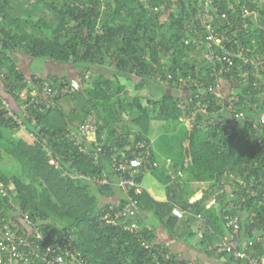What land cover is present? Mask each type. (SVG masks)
I'll list each match as a JSON object with an SVG mask.
<instances>
[{
  "label": "trees",
  "instance_id": "1",
  "mask_svg": "<svg viewBox=\"0 0 264 264\" xmlns=\"http://www.w3.org/2000/svg\"><path fill=\"white\" fill-rule=\"evenodd\" d=\"M204 9L205 0H0V164L20 167L17 175L0 166V227L20 210L45 221L46 240L71 235L62 241L74 255L65 264H200L172 251L157 224L200 248L206 262L248 264L208 246L230 231L227 216H238L244 237L264 229V71H250L264 55V0H212L208 17ZM223 45L247 63L233 56L228 64ZM21 56L62 63L67 72L28 75ZM217 77L231 83L223 108L211 88ZM122 78L156 92L132 95ZM203 103L206 115L196 110ZM86 123L91 141L79 128ZM167 123L175 135L162 131ZM154 146L172 161L165 200L79 177L114 181L117 160L138 151L153 171ZM194 182L209 185L191 200ZM126 205L134 214L116 215ZM174 206L183 217L172 215ZM249 248L264 255L262 242Z\"/></svg>",
  "mask_w": 264,
  "mask_h": 264
},
{
  "label": "built area",
  "instance_id": "2",
  "mask_svg": "<svg viewBox=\"0 0 264 264\" xmlns=\"http://www.w3.org/2000/svg\"><path fill=\"white\" fill-rule=\"evenodd\" d=\"M211 2L212 0H205L204 17L209 16L208 4ZM229 8H232L231 4H229ZM240 9L242 10L244 16H251L253 20L258 18V13H252L244 6ZM221 16L227 19V15L225 13L221 14ZM246 25L247 23L243 22L240 28H245ZM237 30H239L238 26L235 31ZM213 39L215 43L219 45L222 42V35H217L215 38L213 37ZM222 47L225 51L227 50L224 45ZM226 53L230 56L224 58L228 64L232 63L231 57L233 56H239L243 59L245 64L248 61L246 57L244 58L241 55V52L237 54V52L234 53L226 51ZM258 70L261 72L264 71V55H261L258 58V62L253 65V68L250 71L253 72L252 75L254 74V76H260V72H258ZM246 75L247 73H243L239 81L245 83L247 81ZM213 84L214 86L211 87L212 91L219 97V102L222 106L224 105L223 100L229 99V96L225 92H228V89H230V80L228 81L224 78L217 77ZM46 89L47 88L44 87L43 91ZM210 90L211 89L208 88V91ZM55 91H57V89H55ZM204 91L206 90H203V92ZM47 92H49V89ZM33 93L35 94V91H33L32 94ZM206 93L207 92L204 94ZM229 95H231L230 91ZM207 108L208 104L203 103L197 105L196 110H199L201 113L206 115L209 113ZM190 120V117L185 118L186 122H189ZM260 121L261 123H264V115L260 117ZM79 128L81 132L86 135L87 140H93L91 135L92 123L82 124ZM139 146H142V144ZM100 148L101 147H98L97 151H100ZM94 158H96V155ZM143 161L142 151L133 152V157L125 158L124 160L119 158L117 160L118 163L115 165L116 173L114 181H109L107 174L103 175L101 179L82 174L79 177L86 180L96 181L97 184L112 183V185L120 187L126 194L129 186H135V190L138 192L140 190V186L135 181V176L142 172ZM114 162L115 161H113L112 166H114ZM167 162L169 164L172 163L170 158H167ZM155 165H157L156 162H153L152 166ZM143 170L145 172L149 170V168L144 167ZM172 174L173 173L171 172V175ZM178 174L182 175L180 172H178ZM172 177H174V175H172ZM171 213L178 218H181L184 215V212L177 206H174L171 209ZM126 214H134V210L130 205H126L124 209H120L116 212V215ZM226 218L227 221L225 226L230 228V231L224 239L209 245L208 249L214 256L227 253L234 260H246L248 264H264V255H260L259 258H257L253 255V249L249 248L251 245L259 244L261 242L264 243V229L261 230L262 232H260V234L258 233L254 237L247 238L242 236L240 233L238 216H227ZM44 223V220L39 218L33 220L28 213L24 211L20 212V210H18L16 219H8V221L0 227V264H65L68 256L73 258L74 255L69 252L68 249H64L63 251L61 250L62 241H69L68 237L70 238L71 235H57L55 236L54 241L46 240L45 233L40 228L44 225Z\"/></svg>",
  "mask_w": 264,
  "mask_h": 264
},
{
  "label": "rangeland",
  "instance_id": "3",
  "mask_svg": "<svg viewBox=\"0 0 264 264\" xmlns=\"http://www.w3.org/2000/svg\"><path fill=\"white\" fill-rule=\"evenodd\" d=\"M19 64L21 66V68L29 75L30 72H35L36 74H39V75H42V74H45V73H52V72H63V73H66L67 72V68L64 67L62 65V63H57V62H42L40 59L38 58H32L29 60H27V58L25 56H21L20 60H19ZM69 67V66H68ZM69 69V68H68ZM59 72V73H61ZM70 76H72V78H78L77 77V73H73L70 69L68 71V74H71ZM73 79V80H74ZM122 81L125 82V85H127L128 87V90H129V93H131L132 95L135 94V93H139L140 95H146L148 94L149 92H152V93H155L156 92V89H155V85L154 84H151V89H149L148 87H142L141 89L139 90H136L134 89L133 87V84L134 82L136 81L135 80H131V79H123L122 78ZM30 84V83H29ZM34 94V93H33ZM184 127H180L181 131L183 130ZM176 129V125L174 124H165L163 127H162V131L164 132H169V133H172L173 135H175L174 131ZM8 132V131H7ZM8 134V133H7ZM158 134V133H157ZM155 133L151 134L152 135V138H156L158 135ZM178 138V137H177ZM174 141V146L175 148H178L179 147V143H180V138L177 139ZM156 142H157V145L159 147L162 146V143H161V140L159 138H156ZM156 142L154 143V145H156ZM155 148V152L156 153V159H157V166L155 168V171L152 172L151 170H147L144 172V178H153V176L155 177H158V186L159 187H163L165 186V183H166V178H165V174L168 176V179L170 178H173L170 171H171V164H169L167 162V159L166 157L159 153L158 149H156V147L154 146ZM9 166H6L4 164H0L1 167L3 168H7L8 170H11L12 173L14 174H17V175H20V167L18 164H16L14 161H12L11 163L8 164ZM165 173H164V172ZM8 173V172H7ZM159 173L162 174V178L163 179H160V175ZM10 174V173H9ZM154 177V178H155ZM191 188L193 189H196L198 188L199 190H207L208 189V185L207 184H204V183H198V182H194L191 184ZM165 194H166V191L164 190ZM199 194L197 193L196 196H194V198H191L192 200L198 198ZM150 216V215H149ZM150 219V217H149ZM58 222V221H56ZM65 225L66 224V221H63V222H59L58 225L62 226V225ZM156 227V226H155ZM157 233H158V236L160 237V239H162L165 243H167L168 241H172V239H169L171 238V236L165 232L164 235L161 233V229H160V225L157 224ZM192 229L197 231L198 233H201V229L199 227V222L198 221H195L193 224H192ZM177 240H176V246H177V251L179 252L181 248H183L184 250L188 251L189 253H195L197 255H206L205 252H202L200 248H196L194 247L193 245L191 244H188L186 243L184 240H182L180 237H175ZM180 239V241H182L183 243L179 242L178 240ZM197 256H195L196 258ZM212 263L211 264H225L223 262V259H215V258H211ZM211 260H209L208 262H206L207 264L211 262ZM233 264V263H232Z\"/></svg>",
  "mask_w": 264,
  "mask_h": 264
},
{
  "label": "crops",
  "instance_id": "4",
  "mask_svg": "<svg viewBox=\"0 0 264 264\" xmlns=\"http://www.w3.org/2000/svg\"><path fill=\"white\" fill-rule=\"evenodd\" d=\"M126 87H127V85H126ZM128 88V87H127ZM167 159V158H166ZM156 164H157V160H156ZM157 166V165H156ZM155 171V169H153V171L152 172H154ZM164 172V171H163ZM165 173V172H164ZM159 175H160V179H163L162 178V174L161 173H159ZM155 176H153V178H143L142 179V182L140 183V188H144V189H146L147 191H149V193L155 198V199H157V200H165L166 199V194H165V192H164V190H165V186H161V187H159L158 186V177H155ZM165 178H166V183H165V185L167 184V183H169L170 182V179H168V176L165 174ZM204 184H207V185H209L208 183H204ZM198 189V188H197ZM202 191L203 190H199L198 189V196H201L202 195ZM115 200H117V199H115ZM160 229H161V233L164 235V233L166 232L162 227H160ZM169 239H172V241H168L166 244H168L169 246H170V249L172 250V251H177L178 249H177V246H176V238L175 237H172L171 236V238H169ZM179 242H181V243H183L182 241H180V239L178 240ZM187 250V249H186ZM186 250H184L183 248H181L180 249V251L178 252L181 256H183V255H190L191 256V258H192V260L193 261H195V256H197V260L199 259V262H200V264H207L206 263V260H208L207 259V257L205 256V255H197L196 254V252L195 253H189L188 251H186ZM223 259V258H222ZM212 261L213 260H211V263H212ZM227 260L226 259H223V262L225 263ZM229 262H230V264H232V261H230V260H228ZM203 262V263H202Z\"/></svg>",
  "mask_w": 264,
  "mask_h": 264
},
{
  "label": "clouds",
  "instance_id": "5",
  "mask_svg": "<svg viewBox=\"0 0 264 264\" xmlns=\"http://www.w3.org/2000/svg\"><path fill=\"white\" fill-rule=\"evenodd\" d=\"M45 224V223H44Z\"/></svg>",
  "mask_w": 264,
  "mask_h": 264
}]
</instances>
